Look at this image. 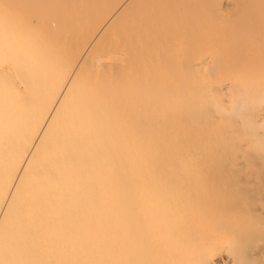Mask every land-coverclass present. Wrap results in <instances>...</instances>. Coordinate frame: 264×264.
<instances>
[{
	"label": "bare ground",
	"instance_id": "bare-ground-1",
	"mask_svg": "<svg viewBox=\"0 0 264 264\" xmlns=\"http://www.w3.org/2000/svg\"><path fill=\"white\" fill-rule=\"evenodd\" d=\"M0 264H264V0H0Z\"/></svg>",
	"mask_w": 264,
	"mask_h": 264
},
{
	"label": "rangeland",
	"instance_id": "rangeland-1",
	"mask_svg": "<svg viewBox=\"0 0 264 264\" xmlns=\"http://www.w3.org/2000/svg\"><path fill=\"white\" fill-rule=\"evenodd\" d=\"M182 37L183 38L181 39V41L183 43V47H185L187 45V42H186L187 38L184 35Z\"/></svg>",
	"mask_w": 264,
	"mask_h": 264
}]
</instances>
